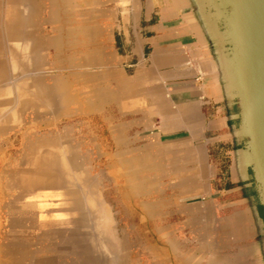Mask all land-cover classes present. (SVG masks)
Returning <instances> with one entry per match:
<instances>
[{
    "label": "crops",
    "instance_id": "1",
    "mask_svg": "<svg viewBox=\"0 0 264 264\" xmlns=\"http://www.w3.org/2000/svg\"><path fill=\"white\" fill-rule=\"evenodd\" d=\"M96 1L15 0L21 21L5 38L9 48L31 47L23 54L37 64L10 75L17 84L31 78L28 81H38L47 89L58 85L62 92L54 96L71 98L51 107L44 101L40 108L34 102L22 106L15 83L5 100L0 96V129L5 128L6 134L17 128L29 130L23 149L27 158L33 146L34 153L43 150L46 138L50 144L45 148L78 152L86 161L88 175L95 178L92 161H109L122 152H136L132 158L142 161L137 174L148 161L156 169L159 160H165L167 189L173 195L168 222L183 224L178 230L201 240L214 231L213 237L224 239L225 226H229L226 238L235 241V264H264V216L240 131V107L225 67L227 45L221 23L203 0ZM60 10L70 13L65 24ZM32 15L33 22L28 24ZM98 90L104 92L101 102H97ZM9 112L13 116L5 119ZM1 136L0 147L8 149L10 140ZM106 173L111 177L109 170ZM152 181L159 186L158 169L152 172ZM100 183L99 179L96 192L108 213L110 235L120 239L113 206ZM8 190L16 191L12 203L19 189ZM62 206L46 207V215L53 216L42 219L54 225L51 233H19L26 251L0 246V264H65L61 243L69 238V219L77 214L72 209L69 216ZM158 208L156 203L159 213ZM85 214L94 219L88 207ZM12 218H7L9 227ZM12 236L11 231L6 233L8 244ZM42 236L53 247L45 249L31 242ZM68 248L66 254L81 256L79 250Z\"/></svg>",
    "mask_w": 264,
    "mask_h": 264
},
{
    "label": "rangeland",
    "instance_id": "2",
    "mask_svg": "<svg viewBox=\"0 0 264 264\" xmlns=\"http://www.w3.org/2000/svg\"><path fill=\"white\" fill-rule=\"evenodd\" d=\"M7 1L11 0H0V21H2L0 25V39L2 41L6 40L4 30L6 26L5 14L7 11ZM96 3H98V0L96 1ZM58 14L59 16H63L62 24L66 23L64 19L70 17L69 12H64L63 14L62 11L60 13L58 11ZM54 15H56V12H54ZM60 43V41H57V44ZM1 47L2 53H4V61L6 59L5 63L7 65H5L6 67L11 68L8 47ZM98 49L100 50V48ZM97 62H99L98 59ZM10 71L13 75L12 70ZM8 75L9 77H2L3 80H0L2 88L1 92H3V94L1 95V99H4V97L8 93L9 88L12 87V84L14 86L17 81L13 79L12 75ZM97 97H99L97 98V102H101V100H103V90H98ZM8 116L9 113L6 114L5 119H7ZM4 129H0V131H2L0 132V136L2 135L1 137H3L4 141L10 140V146L8 149L5 146H3V148L0 147V246L2 248H6V246L11 243L10 241V243L8 244V239L6 237V233L11 231V228L7 224V218L9 216H12L15 211L19 212V209L16 208L17 206H14L10 201L11 197L16 194V191L10 192L8 190V188L11 187V175L13 172L15 174H18L17 171L19 169L16 168H26L34 161L32 160V157H24L23 151L26 146L25 142L27 138V132H29V130H26L25 128H17L16 131H12L11 134H6V129ZM135 153L136 152H122L118 158H112L109 161L102 159L92 161V164H94L93 166H95L96 169L93 174H97L98 178L101 180L99 188L101 190H103L104 188L106 189V198L108 199V202L113 206V222L115 221L114 226L116 227L115 231L117 230L116 232H119V235L121 236L120 239H116L115 236L112 237V239L118 245L115 251L118 254L120 253L121 255H123L126 250L128 252L127 262L122 256L120 258L121 263L235 264V255L232 254V252L235 251V241L226 238L227 236H230L229 226H225L223 232L225 236L224 239L218 238V236L213 237V235H215L216 233V231H214V233L211 235L209 233L210 236L207 240H201L196 237L197 235L194 236L190 232L186 234L185 232H181V230H178L184 227L183 224L175 225L173 222H168V204L173 203V195L167 189V181L169 180V177L167 174L166 161L159 160V166L156 168L160 172V184L159 186H157L152 181V172L156 170L151 165L153 161H148L144 165L143 172L141 173L139 170L137 174V167L141 166L142 161L139 159H135L134 161L132 157L135 155ZM149 154L151 155L152 152ZM37 155L38 157L35 156V159L38 160L39 154ZM107 170L110 171L111 177H109L106 173ZM96 178L91 177V181L93 184L92 187H94L95 189L93 203L103 204L96 192L97 182L99 181V179ZM141 178L144 179V183H139V179ZM109 179H111V185L109 184ZM38 196H40V198ZM35 198L36 200L42 199V196L40 193H38L35 195ZM33 202H35V199L33 200ZM156 203H159V213L157 209H155ZM26 209L28 211V216L31 217H36L38 212H40V216H47L46 212L49 211L47 208L38 205V200L36 203H33L31 207H27ZM224 211L225 209L223 210V214L221 213V215L223 216L225 213H227L226 211ZM261 212L264 216V210L262 206ZM43 221L39 222L37 220L36 222L29 223L28 229L25 231V234H27L28 232L36 233L39 231L41 233H51V231L54 230V225L51 226L52 224H47ZM100 222L102 223V221ZM101 226H103V224ZM213 229L215 230V225L213 226ZM188 231L190 230L188 229ZM17 233H19V231ZM107 233L108 232H105V234ZM26 241L29 242V239H26ZM90 241L93 243V240ZM31 242H34V245L37 243L41 248L45 249L53 247L54 245L50 239H46L43 236L41 239L33 238ZM63 243V247L65 249V264H77L81 263V260L82 264H92L91 261H84L82 255L80 257H77L66 254L69 245H67L66 240ZM20 245L24 246L23 248L25 249L28 248L24 241H20Z\"/></svg>",
    "mask_w": 264,
    "mask_h": 264
},
{
    "label": "bare ground",
    "instance_id": "3",
    "mask_svg": "<svg viewBox=\"0 0 264 264\" xmlns=\"http://www.w3.org/2000/svg\"><path fill=\"white\" fill-rule=\"evenodd\" d=\"M6 7H7L6 8L7 11L5 14L6 15V20H5L6 26L4 25L5 30H6V31L4 30L5 34L7 33L9 29H11L12 26L15 27L16 25H19L21 21V12L15 9L16 8L15 0L7 1ZM33 17L35 16L32 15L31 19H28L29 20L28 24L29 22H33ZM1 23L2 21H0V25ZM0 29H1V26H0ZM12 34L13 32H11V39H13ZM5 39H6L5 41H2L0 39V80H3L2 77L4 78L8 77L9 76L8 74H11L10 70L16 73L21 72L23 70H29V67L34 62L33 60H31L32 58L30 57L29 54H26V53L23 54V52L26 50L30 51L31 47L27 48L25 45L23 47L22 44L21 45L18 44V46L16 47L10 45V48H9V44H10L9 39L8 40L7 38ZM1 46L8 47L9 57L11 61V68L6 67L7 65L5 63L6 59L4 61L3 59L4 53H2ZM16 77H18V75ZM28 80L23 79L20 82H18V84L16 83L17 84V86L15 85L16 87L14 86L15 87L14 89L17 90L19 96L21 97L19 103L22 106L26 103L29 104V102H34L36 103L37 107L40 108V106L43 105L42 103L44 101L45 103L47 102V104L51 107L57 104V102H59L60 100H66V99L71 98L70 95H61L60 96L61 98L57 99V96H54V95L62 92L61 88L60 89L58 88V85H55L52 89H47L41 86L42 84H40L38 81L34 83L33 80L32 82ZM1 89L2 88L0 84V96L3 94V92H1ZM10 89L11 88H9V90ZM97 95H98V91H97ZM9 115H10V112H9ZM11 115L8 116L7 118L11 119ZM16 116L17 115H15L13 118H15ZM4 124L6 123H3V125ZM44 142L46 143L42 145L43 150L40 153L33 152L34 146L32 147L31 153H28V158L32 157V160H34L33 163L26 168H22V167L16 168V169H19L17 171L18 174H15L13 172L11 175V180H10L11 187H16L17 189H19L18 196L14 198L12 203L14 206H17L16 208L19 209V212L15 211V213L12 215L13 220L11 221L12 223H11L10 228H11V233H13L14 236H12L13 238H11V243L8 246L5 245L6 248L12 249L18 252L27 250L23 248L24 246L20 245V241H22V239L18 235L19 233H25V231L28 229L29 223L36 222L37 220L39 222L43 221L42 218H44L45 215L40 216V212H38L36 217H31V216H28V211L26 209L27 207H31L33 203H36L38 200V205L43 206L44 208H46L49 204L59 205L63 203L62 207H64V210L68 212L69 216L72 215V209L74 210V212H76L77 217L74 220L69 219L71 233H69L70 236L66 242L68 243L69 246L81 252V255L84 261H89V262L91 261L92 264H122L120 261V258L123 256L125 261L127 262L128 260L127 250L124 252L123 255H121L120 253L118 254L115 251L118 245L112 239V236L110 235L111 232L108 229L109 221H108L107 210H105V207L102 203H93V196L95 193V189L94 187H92L93 184L91 181V175H88L86 165L84 167L85 163L81 159L82 155H80L81 157H79L78 152L74 150L72 151L69 148H66L62 150L61 153H58L57 151H53L49 148H45L49 146L50 144L48 138H46ZM28 152H29V148H28ZM37 154H39L38 160L35 159V156L38 157ZM83 158H84V155H83ZM38 193H40L41 196L43 195L44 197L42 199L36 200L35 195ZM47 196L53 197V198L48 201L46 198ZM55 196L60 197V198L56 200ZM38 197L40 198V196ZM34 199H35V202H33ZM87 207L88 209L91 210L92 214L94 215L93 216L94 219H92L93 221L88 218L87 214H85V210ZM50 216H53V215H50ZM100 221H102V223ZM43 222L47 224L48 223L52 224L51 222H48V221H43ZM100 224L101 225L103 224V226H101ZM86 230H89V231L87 232ZM18 231L19 233H17ZM83 232H87L88 234L91 233L92 234L91 239L87 237L88 236L87 233H83ZM105 232H108V233L105 234ZM61 236L63 235L61 234ZM90 240H93V243H92L93 247H92ZM62 244L64 243H61V245ZM93 252L95 253L94 255L91 254ZM12 258H14V256Z\"/></svg>",
    "mask_w": 264,
    "mask_h": 264
},
{
    "label": "water",
    "instance_id": "4",
    "mask_svg": "<svg viewBox=\"0 0 264 264\" xmlns=\"http://www.w3.org/2000/svg\"><path fill=\"white\" fill-rule=\"evenodd\" d=\"M203 1L222 25L225 67L240 107V131L257 200L264 210V0Z\"/></svg>",
    "mask_w": 264,
    "mask_h": 264
}]
</instances>
